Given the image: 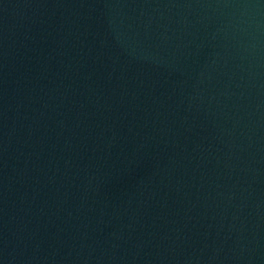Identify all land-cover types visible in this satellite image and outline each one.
I'll use <instances>...</instances> for the list:
<instances>
[{
    "label": "water",
    "instance_id": "95a60500",
    "mask_svg": "<svg viewBox=\"0 0 264 264\" xmlns=\"http://www.w3.org/2000/svg\"><path fill=\"white\" fill-rule=\"evenodd\" d=\"M0 264H264V0H0Z\"/></svg>",
    "mask_w": 264,
    "mask_h": 264
}]
</instances>
